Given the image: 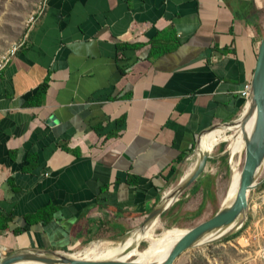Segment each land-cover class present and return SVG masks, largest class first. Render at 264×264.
<instances>
[{
  "label": "crops",
  "instance_id": "crops-1",
  "mask_svg": "<svg viewBox=\"0 0 264 264\" xmlns=\"http://www.w3.org/2000/svg\"><path fill=\"white\" fill-rule=\"evenodd\" d=\"M43 6L0 74L3 252H70L144 221L200 137L242 114L264 34V0Z\"/></svg>",
  "mask_w": 264,
  "mask_h": 264
},
{
  "label": "rangeland",
  "instance_id": "rangeland-1",
  "mask_svg": "<svg viewBox=\"0 0 264 264\" xmlns=\"http://www.w3.org/2000/svg\"><path fill=\"white\" fill-rule=\"evenodd\" d=\"M44 1L0 0V55L13 44L22 42L29 27L30 18L38 13ZM245 130L240 132L242 137L245 136ZM215 132V135L211 138L228 136L233 131L231 126H225ZM228 146L229 142L223 140L215 146L203 149L210 152L204 176L191 185L173 202L168 211L158 218L159 220L157 219L159 227L154 231L155 236L163 234L168 229L192 230V228L211 220L221 211L229 193L232 176V159ZM202 151L198 155L196 151L189 157L190 159L186 162L182 173L174 181L169 191L174 190L179 185L190 167L194 165L196 167L198 156ZM244 161L245 152L243 151L234 158L235 165H239L240 172H242ZM207 176L212 177L213 180L211 193H207L206 186H202L198 193L193 194L192 189L194 186ZM258 182L261 185L249 194L247 219L243 228L236 233V237L228 242L223 243L222 241L191 250L185 253L176 264H264V167L259 175ZM202 208L203 212L199 214ZM143 222V220L138 221L130 231L121 237L110 239L109 236L103 235L99 240L80 245L77 249L66 253L71 255L82 254L88 249L91 248L92 250L99 245L101 248H107L122 244L132 233L141 229ZM143 240V238H140L137 243L133 241L128 245L127 254L124 255L123 259L124 262L136 261L144 252L149 251V242ZM0 253L2 259L12 254L8 250L4 252L0 250Z\"/></svg>",
  "mask_w": 264,
  "mask_h": 264
},
{
  "label": "water",
  "instance_id": "water-1",
  "mask_svg": "<svg viewBox=\"0 0 264 264\" xmlns=\"http://www.w3.org/2000/svg\"><path fill=\"white\" fill-rule=\"evenodd\" d=\"M250 85V95L244 106L246 108L245 112L236 120L213 126L200 137L201 140L204 135L217 129L221 125L234 126L243 116L257 115V128L251 141L247 143L245 162L235 200L229 205L223 206L221 211L211 220L192 228L178 243L169 260L164 263L154 264H176L185 253L202 246L222 242L234 236L243 228L247 219L249 194L261 185L258 179L264 167V34L258 47L256 64ZM200 140L194 152H198ZM209 158L210 152H201L200 156H198L195 169L189 176L182 178L179 185L175 188L178 197L202 177L208 165ZM166 199L167 196L147 216L141 225V230L151 227L158 218L168 211L172 204L166 205ZM70 255L66 252L21 250L12 253L5 259H2L0 256V264H146L135 261L123 262L120 260L89 262L73 259Z\"/></svg>",
  "mask_w": 264,
  "mask_h": 264
},
{
  "label": "bare ground",
  "instance_id": "bare-ground-1",
  "mask_svg": "<svg viewBox=\"0 0 264 264\" xmlns=\"http://www.w3.org/2000/svg\"><path fill=\"white\" fill-rule=\"evenodd\" d=\"M246 108H244L242 114L245 112ZM257 115L253 114L252 116H243L240 120H238L234 126H231L232 134L223 137L211 138L212 132L218 131L225 127L224 125L219 126L217 129L207 133L203 137L210 134L203 141L200 140L199 150L197 155L203 149H207L211 146L217 145L220 141H228L231 154V164H232V176L230 181L229 193L227 195L226 201L223 203V206H227L232 203L237 195L239 189V183L241 180L240 168L239 165H235L234 158L237 154L245 152L246 145L251 141L253 134L257 128ZM246 129V130H245ZM245 130V136H241L240 132ZM215 135V134H214ZM212 135V136H214ZM204 151V150H203ZM201 154V153H200ZM190 159V158H189ZM245 162V161H244ZM238 163V162H237ZM195 166V165H194ZM194 166L190 167L186 172L185 177L189 176L194 170ZM166 199V205H171L178 198L176 195V190L168 191ZM159 220V219H158ZM162 225V224H161ZM159 227L158 221H155L151 227L145 229H138L131 236L127 237L124 243L119 244L117 246H110L107 248H101V246H96L92 250L91 248L85 251L82 254H72L71 258L89 262H97V261H108V260H120L124 262V255L127 254L128 245L137 240L134 243H137L140 238H143V241H148L149 246L148 252H144L135 262L137 263H146V264H154V263H164L170 259L172 252L178 245V243L191 231L184 229H168L165 230L163 234L159 236H155L154 231ZM162 227V226H161ZM149 254V255H148Z\"/></svg>",
  "mask_w": 264,
  "mask_h": 264
},
{
  "label": "built area",
  "instance_id": "built-area-1",
  "mask_svg": "<svg viewBox=\"0 0 264 264\" xmlns=\"http://www.w3.org/2000/svg\"><path fill=\"white\" fill-rule=\"evenodd\" d=\"M44 6L41 7V9L38 11V13L35 16H32L29 20V27H31L37 20L39 15L42 14ZM23 42L21 43H15L11 47H9L2 55H0V74L4 71V69L9 65V63L14 59V57L17 55V52L22 47ZM250 89L251 85L250 83H247L244 86L243 91H241V97L246 101L249 98L250 95Z\"/></svg>",
  "mask_w": 264,
  "mask_h": 264
},
{
  "label": "trees",
  "instance_id": "trees-1",
  "mask_svg": "<svg viewBox=\"0 0 264 264\" xmlns=\"http://www.w3.org/2000/svg\"><path fill=\"white\" fill-rule=\"evenodd\" d=\"M45 87L46 86L41 87V89L38 91V93H37L38 97H40L42 95V93L45 92ZM204 174L202 175V177L204 176ZM212 184H213L212 177H208L207 176L206 178H203L198 184H196L194 186V188L192 189V193L193 194L198 193L199 190L201 189L200 187H202V186H206V188L208 189L207 193H211ZM263 187H264V185H263ZM204 208H205V205H204ZM202 212H203V208L199 211V214H201ZM8 221H9L8 219L4 220V219L0 218V231H5L7 229V225L6 224L8 223ZM235 235L227 238L226 240L223 241V243L232 240L233 238L236 237Z\"/></svg>",
  "mask_w": 264,
  "mask_h": 264
}]
</instances>
